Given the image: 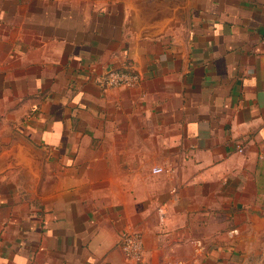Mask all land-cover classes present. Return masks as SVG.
<instances>
[{
    "label": "crops",
    "instance_id": "0c3cea01",
    "mask_svg": "<svg viewBox=\"0 0 264 264\" xmlns=\"http://www.w3.org/2000/svg\"><path fill=\"white\" fill-rule=\"evenodd\" d=\"M124 230L264 264V0H0V264H133Z\"/></svg>",
    "mask_w": 264,
    "mask_h": 264
},
{
    "label": "built area",
    "instance_id": "2783aa9c",
    "mask_svg": "<svg viewBox=\"0 0 264 264\" xmlns=\"http://www.w3.org/2000/svg\"><path fill=\"white\" fill-rule=\"evenodd\" d=\"M141 76L134 70L127 69H110L107 70L100 78L99 85L102 89L111 88H134L140 83ZM237 151L242 152V147L237 146ZM164 172L162 167L155 166L151 169L152 174H161ZM165 220V213L160 211V222ZM236 230L230 231V234H235ZM197 247L200 246L199 241L192 242ZM119 248L124 254L125 258L133 263L142 261L144 254V238L142 233L134 230H124L120 234Z\"/></svg>",
    "mask_w": 264,
    "mask_h": 264
}]
</instances>
